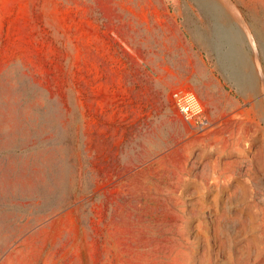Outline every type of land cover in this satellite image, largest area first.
<instances>
[{
	"label": "rangeland",
	"instance_id": "obj_1",
	"mask_svg": "<svg viewBox=\"0 0 264 264\" xmlns=\"http://www.w3.org/2000/svg\"><path fill=\"white\" fill-rule=\"evenodd\" d=\"M0 264H264V0H0Z\"/></svg>",
	"mask_w": 264,
	"mask_h": 264
},
{
	"label": "built area",
	"instance_id": "obj_2",
	"mask_svg": "<svg viewBox=\"0 0 264 264\" xmlns=\"http://www.w3.org/2000/svg\"><path fill=\"white\" fill-rule=\"evenodd\" d=\"M171 100L192 129L204 133L211 127L212 121L206 104L195 90L176 88L171 93Z\"/></svg>",
	"mask_w": 264,
	"mask_h": 264
}]
</instances>
